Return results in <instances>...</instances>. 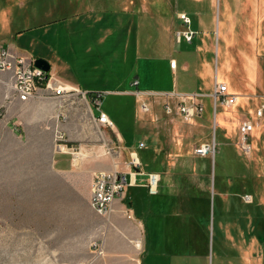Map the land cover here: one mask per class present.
I'll list each match as a JSON object with an SVG mask.
<instances>
[{"label":"rangeland","instance_id":"374dc122","mask_svg":"<svg viewBox=\"0 0 264 264\" xmlns=\"http://www.w3.org/2000/svg\"><path fill=\"white\" fill-rule=\"evenodd\" d=\"M34 2L36 5L31 9L29 1L22 0L23 6L13 9L6 25L0 15V40L6 39L7 44L14 43L15 48L25 54L44 57L56 73L62 65L59 60L67 62L70 66L68 73L76 78L75 82L82 85L83 90L103 93L102 110L114 121L127 144L138 140L132 124L140 114V103L133 96L118 97L109 90L118 88L119 80L116 82L113 78L122 77L124 80L132 67L128 85L123 88L135 89L131 82L136 76L142 78V90L169 82L164 79L166 73H163L159 59L170 53L179 57L183 47L175 41L170 42L168 34L158 29L156 20L159 17L155 7L148 6L150 11L138 16L137 61L134 62V56L130 54V61L126 62L122 38L109 41L108 47L98 45L95 39L94 54L89 55L85 48L87 39L67 33L63 25L57 24L49 33L39 30L38 24L54 22L59 17L54 14L53 8L51 14L42 15L45 4L51 7L53 0ZM219 3L223 10L225 0H219ZM4 6L5 0H0V11ZM22 30L26 32L19 34ZM218 35L216 25L214 50L209 54L213 74L220 81L226 80L239 84L241 89L243 87L239 96L246 100L243 106L222 108L234 115L233 127L237 132L226 145L232 153L223 156L225 146L220 130L216 135L218 126L213 121V101L209 97L203 99L206 110L199 122L206 125L211 120L212 128L205 134L194 131V139H186L183 151L186 150L192 158L195 156L194 149L200 144L218 141L214 160L217 177L225 167L228 173L241 180L240 194L232 199L227 198L225 202V210L235 212L236 220L222 224L220 234L215 228L209 240L196 238L193 241L199 258L174 257L173 262L160 258L162 264H264V115L258 117V111L264 109V25L259 22L257 31L252 32L240 28L233 30L230 33L233 40L228 43V58L224 53L225 42L219 41ZM238 36H242L243 45L237 43ZM196 45L197 39L190 46L191 49ZM110 50L121 60L118 59V64H115L113 75L108 69L105 78L100 79L99 74L93 71L96 67L94 63L110 57ZM254 65L257 74L251 78L249 71ZM156 72L159 80L163 81L160 85L155 81L157 79L154 80ZM193 74L192 68L184 75L190 78ZM0 75L8 81L4 73ZM58 75L63 76L64 73L60 71ZM182 78L180 74L179 80L182 81ZM55 100L56 108L52 115L20 111L17 117L12 118L10 104L5 102L0 105V264H104L103 256L92 247L94 242L101 244L104 240L107 224L106 218L97 214L90 203L92 173L96 170L110 171L109 165L113 163L123 166L129 161L130 149L120 142L114 130L95 123L89 98L75 94ZM145 117L152 126L149 132L153 135L154 144L159 143L167 151H173V123L170 118L152 114ZM178 119L191 126L184 118ZM245 121H251L254 125L250 156L245 155L239 146L240 126ZM58 128L67 135L64 154L72 159V164L65 170L55 165V134ZM144 141L148 142L146 139ZM94 167L95 170L90 172L89 169ZM134 191L130 188V193ZM143 195L147 201L153 199L145 192ZM247 197H252L253 201L247 202ZM122 204L127 205L126 200ZM219 211L220 201L216 208L214 203L212 205L211 229L214 216L216 224L220 219ZM227 220L230 221V217ZM137 244L143 247L141 242ZM165 249L164 245L161 246V250Z\"/></svg>","mask_w":264,"mask_h":264},{"label":"crops","instance_id":"0c3cea01","mask_svg":"<svg viewBox=\"0 0 264 264\" xmlns=\"http://www.w3.org/2000/svg\"><path fill=\"white\" fill-rule=\"evenodd\" d=\"M21 1L5 0V6L0 11L5 25L8 23L13 9L23 6ZM27 1H29L31 9L35 7L34 0ZM53 1L54 3L51 7L45 4L42 15L51 14L50 10L53 8L54 14L59 18L54 22L38 24L40 25L38 26L39 30L49 33L50 29H53L52 27L54 26L56 27L57 24L63 25L67 33H75L80 39H87L85 41V48L89 55L94 54L95 39L98 45L108 47L109 41L113 42L122 38L124 40V61H130V54L134 56L133 61H137L139 52L137 38L140 27L138 16L141 13H148L150 11L148 6L155 7L154 10L159 17L156 20L158 29L168 34L170 42L175 41L183 47L179 57L170 53L159 59L162 71L166 73V78L164 77V79L166 81L169 80L168 83L162 84L163 81L159 80L156 72L154 80L157 79L155 81L159 85L162 84L159 87L142 90V78L136 76L131 82V85L136 87L135 89L123 88L122 86L128 85L129 74L133 67L125 75L124 80L122 77L113 78V81H119H116L117 89L109 90L111 93L118 97L133 96L136 102L139 103L141 100H144L149 104L150 111L145 113L140 107V114L136 120L134 119L132 124L138 140L132 142L130 145L127 144L126 138L112 120L118 139L121 143L125 144L127 149H130L129 160L132 153H137L143 166L141 173H138L135 178V184L129 186L127 193H125L122 199H117L114 202L113 210L110 216L106 218V232L104 240L101 241L103 249L101 255L103 256L102 261L104 264H162L163 262L160 258H166L172 262L174 261V257L195 258L198 255V251L193 245V241L196 238L209 240L210 235L215 233V228L220 234L222 233V224H225L227 221L235 222L236 213L232 212V214L230 211H226L225 202L227 198L230 197L232 199L240 194L241 180L238 176L228 173L225 167L222 168L219 178L217 177V164L214 162L217 156L216 153L214 156L207 157L197 156L194 153L195 156L191 158L187 155L186 150L183 151V145L187 142L186 139H194V131L198 134H205L209 132L208 129L210 127L212 128L210 126L213 124V122H210L211 120H208L209 122L206 125L199 122L206 110L203 99L209 97L213 101V121L215 120L218 126L216 135L220 130L222 143L225 146L223 156H228L231 152L227 149V141L237 132V129L233 127V113L223 111L222 108L225 106H222L220 103L217 106L215 105L213 94L216 81L224 84L228 83L229 92L237 96L236 104L227 109L243 106L246 104V100L242 96H239L242 95L243 87L241 89L239 84H233L226 80L220 81L219 77L213 74L211 59H209V54L214 50L213 33L217 25V29L219 28V41L223 40L225 42L224 53L228 58L230 50L228 43H231L233 40L230 35L233 30L240 28L252 32L257 31L259 22L264 25V0H225L223 10L221 9L219 0ZM233 1L236 2L233 3ZM181 14H186L189 17V24L186 25L181 20ZM186 30H190L195 34L191 42L178 35L179 32ZM25 32L22 30L19 34H24ZM54 33L56 32L54 31ZM196 39L197 45L194 49H191L190 46L194 44ZM6 42V39L0 40V47H7L14 53L25 55L31 59L36 60L39 58L35 55L18 51L14 43L7 44ZM237 43L243 45L242 36H238ZM109 52L110 57L106 60H98L94 63L96 67L93 71L99 74L100 79L105 78L104 75L108 69L113 75L115 64H118L117 61L121 60L120 56L115 55L112 50ZM106 53L108 54V50ZM41 58L44 59V57ZM173 60L177 61L176 68L171 67V61ZM59 61L62 65L58 67L57 73L52 71V64L48 61L51 64L50 72L54 77L69 87L87 93H94V91L83 90L82 85L75 82L76 78L68 73L70 70L69 64L62 60ZM226 63L229 62L226 61ZM233 63L235 64L234 60ZM108 64L110 67H108ZM192 68L194 69V74L190 78L186 77L184 74L189 73ZM60 71L64 73L63 76L58 75ZM249 73L251 78L257 74L256 65L254 67L251 66ZM180 74L183 76L182 81L179 80ZM1 76L0 105L5 102L9 103L6 100V95L12 91L10 75L6 73L3 75L8 78V81ZM136 81L139 82L137 86L135 85ZM137 91L174 94L175 97L167 100L162 97L145 96L139 99L135 95ZM186 95L196 96L197 100L203 105L204 111L201 116L187 120L178 115H167L165 113V102L168 101L172 105H176L180 97ZM56 98L51 95H45L41 98L32 99L29 102H21L18 99H14L9 103L12 118L17 117L20 111L47 112L52 115L56 108ZM123 102L122 105H124ZM220 106L221 111L219 112ZM91 112L97 114L92 104ZM148 114H152L153 116L165 115L170 118V122L173 123V132L171 134L173 137V151H167L159 143L154 144L153 135L149 132L152 126L150 127L146 122L145 116ZM178 117L184 118L191 126L181 123ZM144 138L148 142H145ZM215 139L217 141V136ZM142 142L145 143V148L138 149L139 143ZM71 161L72 159L64 153L56 152L55 165L60 170L68 169L72 164ZM127 163L123 166L119 163H113L109 165V170L129 173L130 170L127 167ZM94 170L95 167L89 169L90 172ZM97 171L99 170L92 173V181L93 175ZM149 172H157L161 175L160 190L156 195L150 194L146 186V174ZM130 188H133L135 191L130 193ZM235 189H237V192H235ZM143 192L147 193L148 197H153V199L145 200ZM89 196L91 198V191ZM123 200H126L127 205L122 204ZM218 201H220V219L216 224L217 219L214 216V226L211 229V209L213 203L214 208H216ZM214 214L216 213L214 212ZM227 217H230V221L227 220ZM137 242H141L143 247L140 248L138 247L139 245H135ZM163 245L166 248L165 251L161 250V246ZM196 258L199 257L196 256Z\"/></svg>","mask_w":264,"mask_h":264},{"label":"built area","instance_id":"2783aa9c","mask_svg":"<svg viewBox=\"0 0 264 264\" xmlns=\"http://www.w3.org/2000/svg\"><path fill=\"white\" fill-rule=\"evenodd\" d=\"M181 20L187 25L190 19L186 14L180 15ZM180 37H184L191 42L194 33L190 30L178 33ZM35 59H31L25 55L14 53L7 47H0V73L9 74L11 77V93L6 95L7 102L18 99L21 102H29L32 99L41 98L47 95L65 99L72 95L79 94L85 99L89 98L91 104L97 109V114L92 112V118L95 123L110 130H115V125L110 116L102 110L103 93H87L64 84L58 78L54 77L51 72H46L35 65ZM177 61H171V67L176 68ZM138 81L135 82L137 86ZM52 93V94H50ZM47 95V96H48ZM136 97L142 99L145 96L162 97L170 99L175 97L174 94H156L144 93L137 91ZM215 105L220 103L222 106L231 107L237 102V96L231 94L228 85L216 81L215 91L213 94ZM141 110L145 113L150 111L149 104L141 100ZM164 111L167 115H178L190 120L196 116H201L204 107L197 100L196 96H181L176 105H172L168 101L164 104ZM264 109L258 111V117L262 118ZM254 131V125L251 121H245L240 126V143L239 146L243 153L250 156L253 151L251 144V135ZM56 152L64 153L67 148V135L61 129L56 130L55 134ZM145 143H139L138 149H144ZM217 152L216 142L204 143L195 149L197 156L207 157L214 156ZM142 162L137 153H132L127 167L130 172L113 171H97L93 175L91 187V206L94 211L102 217L108 218L113 210L114 202L122 199L129 188L135 184L136 176L141 173ZM146 186L152 195L159 193L161 184V175L157 172H149L146 174ZM247 202H252V197H247ZM129 217H131L129 215ZM138 245V244H137ZM92 247L100 254L103 253L101 244L94 242Z\"/></svg>","mask_w":264,"mask_h":264},{"label":"water","instance_id":"95a60500","mask_svg":"<svg viewBox=\"0 0 264 264\" xmlns=\"http://www.w3.org/2000/svg\"><path fill=\"white\" fill-rule=\"evenodd\" d=\"M35 65H36V67H38V68H40L46 72L51 71V64L45 59H42V58L36 59Z\"/></svg>","mask_w":264,"mask_h":264}]
</instances>
